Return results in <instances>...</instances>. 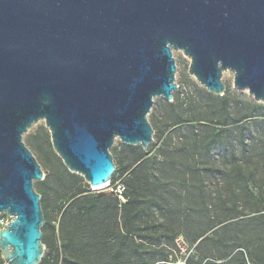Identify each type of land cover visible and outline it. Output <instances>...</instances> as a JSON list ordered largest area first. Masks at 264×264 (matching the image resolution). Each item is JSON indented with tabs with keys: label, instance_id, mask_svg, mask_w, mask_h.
Wrapping results in <instances>:
<instances>
[{
	"label": "water",
	"instance_id": "95a60500",
	"mask_svg": "<svg viewBox=\"0 0 264 264\" xmlns=\"http://www.w3.org/2000/svg\"><path fill=\"white\" fill-rule=\"evenodd\" d=\"M174 51L223 96V74L264 103V0H0V231L5 264H40L45 178L23 137L45 121L70 173L111 182L116 139L154 142L155 99L173 102Z\"/></svg>",
	"mask_w": 264,
	"mask_h": 264
},
{
	"label": "rangeland",
	"instance_id": "374dc122",
	"mask_svg": "<svg viewBox=\"0 0 264 264\" xmlns=\"http://www.w3.org/2000/svg\"><path fill=\"white\" fill-rule=\"evenodd\" d=\"M173 57L178 89L171 103L155 99L148 117L154 142L146 151L138 146L146 156L135 165L139 152L116 139L110 153L115 165L127 172L120 175L119 170L107 187H92L68 171L53 149L45 121L24 135L47 178L45 185L35 181L34 188L46 193L42 209L56 227V233L46 231L45 253L55 240L69 260L62 264H220L231 256L243 257L245 264H264V103L235 88L229 71L222 77L224 95L209 93L189 74L190 59L181 51ZM224 99L229 101L225 109ZM238 170L248 179L247 188L237 178ZM127 185L135 199L138 246L128 238L123 258L115 261L112 245L120 237H102L96 227L86 254L76 251L78 241L72 242L76 250L69 247L60 225L72 193L83 189L107 196ZM74 216L75 210L67 220L70 229L76 226ZM0 217L5 223L13 220L6 214ZM118 222L123 223L121 213Z\"/></svg>",
	"mask_w": 264,
	"mask_h": 264
},
{
	"label": "trees",
	"instance_id": "16d2710c",
	"mask_svg": "<svg viewBox=\"0 0 264 264\" xmlns=\"http://www.w3.org/2000/svg\"><path fill=\"white\" fill-rule=\"evenodd\" d=\"M222 104L223 108L225 109L229 106V101L224 99ZM206 148L210 150L211 145H208ZM127 149L139 152L135 160V165L146 156V154L139 150L138 147L127 146ZM147 162L148 159L140 167H145ZM119 170V167L116 166L114 175L118 173ZM126 172L127 171L124 168L120 170V175H124ZM71 178L75 179L76 177L71 175ZM237 178L243 184V187L247 188L248 179L242 175L240 170L237 171ZM46 180L47 178H44L42 181L43 185H45ZM128 188L129 187L127 185V188L123 187V190L120 193H109L107 196L96 195L88 190L83 189H78L77 191L73 192L70 200L71 203L65 210L63 220L60 225V232L62 235H68L67 242L69 247L73 248L74 246L72 242L78 241V249H73L82 254H86L88 252L87 244L90 243L92 239L91 234L96 227L101 229L100 231L102 233V237H107L109 233L120 237L117 241H115L114 245H112V248L115 249L113 256V260L115 261H120L123 258L126 252L127 242L129 240L128 238H131L133 242L132 244L137 247L138 243H136L135 237L138 235V231L134 224V219L137 215V212L134 209L135 199L130 195ZM40 196L41 201H43L44 198H46V193L40 194ZM120 196L124 198V201L120 200ZM74 210L76 211V216H74L72 219L75 221L76 226L70 229V223L67 220L72 216V211ZM257 212H261L259 208H257ZM120 213L123 216V223L121 224L126 230L124 234L121 231V224L119 225L118 222V215ZM260 217L263 219L264 215H261ZM44 219L45 224L42 232L43 240L46 242V231L51 229L53 233H56V227L52 224L51 219L46 213H44ZM80 229L82 232H80ZM204 240L206 241L208 238H205ZM103 244L106 245L105 239L103 240ZM62 262H69V260L64 258L63 251L57 245L56 241L53 240L52 246H49L48 253H45L40 264H62ZM144 262L145 264H149L146 263V261ZM0 264H5L1 254ZM207 264L216 263L208 260ZM220 264H245V260L243 257L231 256L227 262Z\"/></svg>",
	"mask_w": 264,
	"mask_h": 264
},
{
	"label": "built area",
	"instance_id": "2783aa9c",
	"mask_svg": "<svg viewBox=\"0 0 264 264\" xmlns=\"http://www.w3.org/2000/svg\"><path fill=\"white\" fill-rule=\"evenodd\" d=\"M107 184L110 185V182H108ZM120 192H121V191H120ZM120 199H121L122 201H124V198H123L122 196H120ZM7 224H8V223H5L4 220H3V218L0 217V231H2V230L5 228V226H6ZM248 264H251V263H248Z\"/></svg>",
	"mask_w": 264,
	"mask_h": 264
},
{
	"label": "bare ground",
	"instance_id": "6f19581e",
	"mask_svg": "<svg viewBox=\"0 0 264 264\" xmlns=\"http://www.w3.org/2000/svg\"><path fill=\"white\" fill-rule=\"evenodd\" d=\"M107 186H108V184H105L103 186H99L98 188L100 189V188H104V187H107Z\"/></svg>",
	"mask_w": 264,
	"mask_h": 264
}]
</instances>
